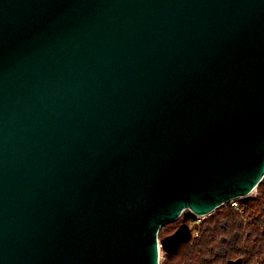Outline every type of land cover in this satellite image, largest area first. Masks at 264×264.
<instances>
[{"label": "water", "instance_id": "95a60500", "mask_svg": "<svg viewBox=\"0 0 264 264\" xmlns=\"http://www.w3.org/2000/svg\"><path fill=\"white\" fill-rule=\"evenodd\" d=\"M263 175L264 0H0V264H159Z\"/></svg>", "mask_w": 264, "mask_h": 264}, {"label": "trees", "instance_id": "16d2710c", "mask_svg": "<svg viewBox=\"0 0 264 264\" xmlns=\"http://www.w3.org/2000/svg\"><path fill=\"white\" fill-rule=\"evenodd\" d=\"M197 225L196 234L166 254L163 264H264V178L247 200L230 199Z\"/></svg>", "mask_w": 264, "mask_h": 264}, {"label": "rangeland", "instance_id": "374dc122", "mask_svg": "<svg viewBox=\"0 0 264 264\" xmlns=\"http://www.w3.org/2000/svg\"><path fill=\"white\" fill-rule=\"evenodd\" d=\"M252 193L253 194L256 193V188H255V190L252 191ZM223 205H225V203H223ZM220 207H221V205H220ZM208 215H209V213L208 214H205V215L197 216L195 219L189 218L187 220V223H188V225L191 228L192 235L196 234V232H197V229H198V225L197 224L199 222L203 221L204 220V217H206ZM182 222H183V215H180L178 218H176L174 220L167 221L164 224H162L161 227H160V229H159V232H158V239L160 240L161 238H163V237L167 236L168 234L174 232L176 230V228ZM182 246L180 247L181 250L183 248ZM180 249H178L179 252L181 251ZM166 254H169V253L165 252V250L162 248V246H160V250H159V264H163L164 262H166V260H167ZM177 254L173 258V260H176L177 261L179 258H181V255H177ZM169 262H171V261H169Z\"/></svg>", "mask_w": 264, "mask_h": 264}, {"label": "built area", "instance_id": "2783aa9c", "mask_svg": "<svg viewBox=\"0 0 264 264\" xmlns=\"http://www.w3.org/2000/svg\"><path fill=\"white\" fill-rule=\"evenodd\" d=\"M263 178H264V175H263ZM263 178H262V179H263ZM233 199H234V198H233ZM233 203H235V204H236V202H235V201H233Z\"/></svg>", "mask_w": 264, "mask_h": 264}]
</instances>
